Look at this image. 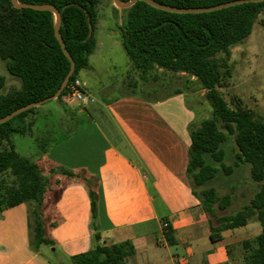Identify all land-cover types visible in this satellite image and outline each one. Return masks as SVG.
<instances>
[{
	"label": "trees",
	"instance_id": "obj_1",
	"mask_svg": "<svg viewBox=\"0 0 264 264\" xmlns=\"http://www.w3.org/2000/svg\"><path fill=\"white\" fill-rule=\"evenodd\" d=\"M32 5L54 6L60 14L59 34L75 67L69 82L55 101H70V85L81 70L89 67L96 40L101 0H17ZM128 1V0H120ZM176 8H206L234 0H153ZM117 28L122 46L133 71L147 82L153 73L185 74L194 79L212 109V117L188 126L190 148L186 175L192 193L199 200L211 224V241L221 239V233L247 225L255 216L261 233L252 241L242 242L245 264H264V123L238 99L230 108L218 92L224 78L230 77L228 60L217 58L219 53L230 56V48L248 37L258 16L264 12V2L248 3L202 14H175L136 2L120 13ZM85 14L93 32L88 35ZM264 26V22H260ZM0 59L7 73L18 86L4 92L5 79L0 76V118L14 110L52 96L70 69L54 37V16L48 11L28 8L15 9L10 0H0ZM188 80V79H187ZM192 84L191 81L188 82ZM37 108H32L0 125V215L9 208L25 204L28 207L29 246L36 253L42 247L52 248L54 242L46 232L40 208L55 193L60 196L62 184L77 182L86 189L90 203L92 248L74 256L70 264H126L134 250L128 241L108 244L98 227L97 179L85 171H71L48 162L46 149L41 147L31 161L19 155L12 135L29 136L33 122L28 120ZM233 137L237 163L249 165L252 181L258 191L234 215H218L230 205L229 196L219 198L209 186L217 175L214 163L226 174L232 169L222 164L221 145ZM35 205V206H34ZM53 227V226H52ZM164 237L169 245L175 240L170 229Z\"/></svg>",
	"mask_w": 264,
	"mask_h": 264
},
{
	"label": "crops",
	"instance_id": "obj_2",
	"mask_svg": "<svg viewBox=\"0 0 264 264\" xmlns=\"http://www.w3.org/2000/svg\"><path fill=\"white\" fill-rule=\"evenodd\" d=\"M108 2L106 23L98 19L94 29L96 46L88 58L89 67L78 75L84 91L95 101L81 107L73 99L63 100L56 112L51 109L60 118L65 104L72 103L78 108V118L72 131H65L46 148L45 159L97 179L99 231L108 244H131L134 255L126 264H245L242 242L252 241L261 230L251 226L253 239L227 230L220 240L211 241L210 220L186 175L188 126L196 123V114L185 92L189 93L188 82L193 79L169 74L170 78L184 77L186 90L175 88L159 99L133 92L106 95L109 84H103L104 74H98L91 59L117 24L112 1ZM131 86L140 88V83ZM45 206L47 219L43 220L54 242L50 248L53 262L41 249L35 253L30 248L28 207L20 204L0 215V264H70L72 257L92 248L90 203L82 184L63 183L60 196ZM166 228L173 233V246L164 237Z\"/></svg>",
	"mask_w": 264,
	"mask_h": 264
},
{
	"label": "rangeland",
	"instance_id": "obj_3",
	"mask_svg": "<svg viewBox=\"0 0 264 264\" xmlns=\"http://www.w3.org/2000/svg\"><path fill=\"white\" fill-rule=\"evenodd\" d=\"M106 3L108 5L110 2L101 0L98 6L99 22L106 23L104 21ZM112 6L114 7L113 3ZM116 18L117 22H120L117 14ZM260 22H264V12L254 22L250 35L241 43L230 48L229 57H226L223 53L217 55L220 60H228L230 70V77L224 78L220 88L217 90L230 108L234 107L233 100L238 99L244 107L253 111L259 121L264 123V26L260 25ZM114 29L112 31L113 35L103 38L104 47L99 51L97 57L95 56V58L91 59V62L98 70V74H104L103 84H109L110 88L108 93H106L109 98L133 92L138 95L159 99L171 93L175 88L185 92V78H170L169 73L155 72L153 73L155 80L150 77L147 82L141 81L139 75L132 70L125 54L117 24ZM0 76L5 79L4 92L18 86L17 82L13 81V77L7 73L5 62L1 59ZM187 79L190 80L189 78ZM134 82H139L140 88H133L131 85ZM188 92H185L186 101L196 114V124L211 118L212 109L206 101V92L201 89L194 79ZM191 92L193 96H191ZM62 101L47 102L38 107L35 113L29 116L28 120L33 122L29 136L12 135V143L19 155L33 161L41 147L46 149L59 140L65 131H72L76 127L75 118H78V108L74 107V104H65V112L61 113L60 118L55 114L58 104ZM52 108H54L55 112L51 110ZM45 110H49L50 113L43 115L42 112ZM46 120H48V123L45 122ZM221 149L224 152L222 164L226 168L230 167L232 172L226 174L219 163H214L213 166L217 168L218 172L209 186L216 190L219 198L224 196H229L230 198V205L224 211H218L217 214L219 216L234 215L249 204L250 199L258 191L259 184L251 180L249 165L236 162V146L233 137H229L221 145ZM51 196L47 203L49 205L55 200V193ZM45 209L48 210V207L42 206L40 208V215L42 218L47 219L44 216ZM251 226L261 230L259 223L256 222V218L253 216L246 226L235 229L234 232L247 239H253L255 234L253 235L250 231ZM41 251H43L44 256L49 261L53 262L55 257L51 253L50 248L42 247Z\"/></svg>",
	"mask_w": 264,
	"mask_h": 264
},
{
	"label": "water",
	"instance_id": "obj_4",
	"mask_svg": "<svg viewBox=\"0 0 264 264\" xmlns=\"http://www.w3.org/2000/svg\"><path fill=\"white\" fill-rule=\"evenodd\" d=\"M111 1L114 5L115 9H117V11L119 13L122 10L131 8L136 2H143V3L151 6L152 8H155V9H158L161 11H165V12H169V13H175V14L210 13V12L219 11V10L226 9L229 7H233V6H237V5L264 2V0H234V1H229L226 3H222V4H218V5L206 7V8H176V7H171V6H167L164 4L157 3L153 0H128V1L111 0ZM10 2L12 4L13 8H15V9L28 8V9L35 10V11H48V12H51L53 14V16H54V37L57 40V42L60 46V49H61L62 53L64 54L65 58L70 63V69H69L67 75L65 76V78L63 79L62 83L60 84L58 90L52 96L45 98L41 101L31 103V104H28L26 106H23V107H20V108L14 110L13 112L9 113L8 115L0 118V125L11 120L13 117L19 115L20 113H22L24 111H27V110L32 109V108H38L41 105H43L47 102H50V101H55L59 97V95L61 94V92L63 91V89L67 85V83L69 82V79H70V77L74 71V67H75V64H74L71 56L67 52L65 45H64V42H63V40L59 34L61 18H60V14L57 11V9L54 6L47 5V4L32 5V4H27V3H19L17 0H10ZM85 16H86V20H87V24H88L87 38H90L92 35V32H93V28L91 26L90 19H89L88 15L85 14Z\"/></svg>",
	"mask_w": 264,
	"mask_h": 264
},
{
	"label": "built area",
	"instance_id": "obj_5",
	"mask_svg": "<svg viewBox=\"0 0 264 264\" xmlns=\"http://www.w3.org/2000/svg\"><path fill=\"white\" fill-rule=\"evenodd\" d=\"M70 98L79 106L85 107L94 103V99L84 91V84L77 78L70 85Z\"/></svg>",
	"mask_w": 264,
	"mask_h": 264
}]
</instances>
